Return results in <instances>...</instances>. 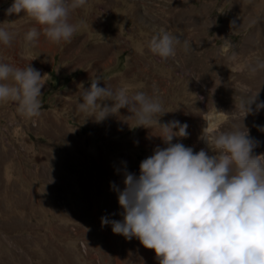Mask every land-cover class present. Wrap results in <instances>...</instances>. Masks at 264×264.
Segmentation results:
<instances>
[{
    "label": "rangeland",
    "instance_id": "rangeland-1",
    "mask_svg": "<svg viewBox=\"0 0 264 264\" xmlns=\"http://www.w3.org/2000/svg\"><path fill=\"white\" fill-rule=\"evenodd\" d=\"M11 2L0 0V27L12 34L0 44V62H29L45 84L38 116L0 101V264H159L153 249L113 233L100 218H121L110 182L122 187L117 169L137 172L162 145L151 134L160 125L130 127L135 119L126 106L100 122L84 120L81 84L99 77V86L158 98L165 110L159 120L187 122L189 135L180 139L194 151L206 148L198 137L214 102L228 113L223 129L246 127L259 141L254 153H264L257 127L264 108L241 119L234 106L243 95L238 83L264 101V67H256L264 61V0H87L70 14L77 30L69 42L40 31L33 44L24 34L41 26L25 13H6ZM160 28L181 38L166 59L148 46ZM233 52L236 61L228 59ZM238 62L247 67L234 70ZM217 76L222 83L212 91Z\"/></svg>",
    "mask_w": 264,
    "mask_h": 264
},
{
    "label": "clouds",
    "instance_id": "clouds-1",
    "mask_svg": "<svg viewBox=\"0 0 264 264\" xmlns=\"http://www.w3.org/2000/svg\"><path fill=\"white\" fill-rule=\"evenodd\" d=\"M86 3L12 0L5 12L25 13L41 26L39 31L34 25L25 32L29 44L36 42L40 31L52 42H69L77 30L70 14ZM11 38L12 34L0 27V44H9ZM180 39L160 28L148 46L152 53L166 59L175 55L174 46ZM227 47L226 43L222 51ZM228 59L236 61L237 54L231 53ZM245 67L238 62L234 70ZM256 67H264V61ZM42 75L29 62L25 67L0 62V101L15 102L26 117L38 116L45 84ZM98 80L93 78L86 88L81 84L77 107L85 114L84 120L100 122L110 114L118 115V110L126 106L135 119L130 127L160 125L157 133H150L162 141L139 161L137 172L126 167L117 169L122 187L114 182L110 186L116 192L121 218L105 215L100 218L101 224H109L113 233L125 239L135 237L153 249L159 264H264V153L253 151L259 141L246 127L243 131L224 130L228 113L213 102L211 110L204 111L198 137L211 154L205 147L194 151L180 139L189 135L187 122L159 120L165 110L158 98L143 91L130 93L126 87L99 86ZM221 83L217 76L212 91ZM237 88L243 95L234 106L241 119L264 108V101L256 98L257 92L248 95L250 89L243 83ZM257 127L264 130V125Z\"/></svg>",
    "mask_w": 264,
    "mask_h": 264
},
{
    "label": "bare ground",
    "instance_id": "bare-ground-1",
    "mask_svg": "<svg viewBox=\"0 0 264 264\" xmlns=\"http://www.w3.org/2000/svg\"><path fill=\"white\" fill-rule=\"evenodd\" d=\"M111 228V227H110ZM111 230V229H110ZM134 238L135 237H132V238H130L129 240L131 241V243L134 241ZM132 244H134V243H132ZM140 244V243H139ZM121 245V244H120ZM138 246V245H137ZM128 251H129V249H128ZM130 252V251H129ZM124 253V252H123ZM122 253V254H123ZM122 254H120V255H122ZM134 255V254H133ZM127 256V255H126ZM123 259V258H122ZM126 259H127V257H126ZM135 261V260H134ZM119 262V261H118Z\"/></svg>",
    "mask_w": 264,
    "mask_h": 264
}]
</instances>
